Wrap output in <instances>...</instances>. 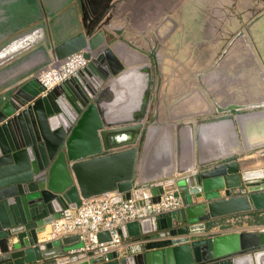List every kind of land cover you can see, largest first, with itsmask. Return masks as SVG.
<instances>
[{
	"label": "water",
	"instance_id": "water-1",
	"mask_svg": "<svg viewBox=\"0 0 264 264\" xmlns=\"http://www.w3.org/2000/svg\"><path fill=\"white\" fill-rule=\"evenodd\" d=\"M123 1L44 0L41 22L0 46V77L42 43L26 57L44 56L38 73L90 48L87 66L50 91L33 71L0 85V264H264V222L231 229L232 217L264 211V66H251L254 100L224 106L201 83L210 102L189 115L204 91L175 87L182 76L167 42L176 32L159 31L177 22L168 14L154 33L138 32L121 17ZM62 8L73 10L76 30L57 41ZM239 39L248 41L246 31ZM167 192L184 206L153 214ZM105 193L143 207L119 228L122 250L85 251L77 234L44 238Z\"/></svg>",
	"mask_w": 264,
	"mask_h": 264
},
{
	"label": "crops",
	"instance_id": "crops-1",
	"mask_svg": "<svg viewBox=\"0 0 264 264\" xmlns=\"http://www.w3.org/2000/svg\"><path fill=\"white\" fill-rule=\"evenodd\" d=\"M35 3V10L34 14L32 17H30V10L28 9V13H26V16H24L23 19H26L23 23L20 21L19 24H16L15 27L12 29V32L7 35H2L0 36V46L4 44L6 41L9 39L13 38L14 36L25 32L26 30L30 29L31 27L39 24L41 21H38L37 18L39 16V12L41 9L46 13V7L44 0H32ZM63 1V0H62ZM92 2H95V4L98 2V0H91ZM131 0H124L122 3L119 4L120 6L125 7V13H127L128 18L130 19V14L127 11V7L129 6ZM118 5V7H119ZM120 8V7H119ZM122 8V7H121ZM66 8H62L61 10L57 11V13L54 15V28L53 31L56 37L55 39L57 41H62L65 38L69 37L74 33L76 30V24H75V15L73 10L70 12L66 13L65 10ZM119 15V14H118ZM234 16V14H231ZM122 17V15H121ZM123 16V20H125ZM159 20L157 23H161L162 20ZM127 20V19H126ZM33 23V24H32ZM157 23L155 24L156 26L160 25ZM15 24V21H14ZM18 25V26H17ZM155 26V27H156ZM186 24H182V26H179L181 28L178 30V40H177V45H178V50L179 54L180 52L183 54L180 56V59L182 62V78L178 79L180 82L175 83V87H180L183 86L185 93H191V91L196 87L200 88L203 90L202 86L200 85L203 83V85H206V88L213 94V96L216 98V100L219 103H222L224 106L230 105L232 103H240V102H249L251 100H254L250 94H252V91L248 90L247 87L250 86V81L253 80L254 73L252 71L253 63L255 62V59L250 56H232L231 55H225L222 56L218 59H216L215 56H207L206 58L205 55L204 57L201 56L202 53L199 54L198 57L192 56V51L190 52L191 49V43L193 42L190 38V33H188V29ZM222 27V25L220 26ZM225 27L223 28V30ZM252 29V27L250 28ZM175 28L170 24H165L163 27L160 28V33L163 36H166L169 32L175 33ZM222 30V31H223ZM223 33V32H222ZM57 35V36H56ZM174 34H172V37ZM53 36V35H52ZM220 36L215 37V41H219ZM170 44L172 47H174V44L171 43L170 40L167 42ZM44 45L43 43L40 45L35 46L34 48L21 53L19 56H17L14 60H12L9 63H16L15 67L6 73L5 75L0 77V85H2V82L9 80L12 77H15L17 75H22V74H27L29 72H34L33 75L38 76V71L40 65L43 63L44 56L43 55H37L34 58H29L26 59L27 55L37 49V47H40ZM15 45L10 47V52H13L16 50ZM20 62H17L19 61ZM260 60V59H259ZM262 60V61H261ZM259 62L264 66V57L261 59ZM177 61V60H176ZM257 62V61H256ZM175 63H172V68L175 69L174 66ZM209 69H214V71H211ZM170 72V71H169ZM167 72L166 74L169 75L170 77L173 76V72L169 73ZM198 73V74H195ZM197 75H201V78H197ZM174 80V79H173ZM172 80V81H173ZM253 82V81H252ZM174 84V82L172 83ZM204 91V90H203ZM202 91V92H203ZM205 92V91H204ZM203 92V93H204ZM202 93V94H203ZM198 95H201L198 94ZM203 95H207L206 92ZM240 95H245V96H240ZM264 96V94H262ZM199 97V96H198ZM197 97V98H198ZM227 98V99H226ZM196 99V97H195ZM190 102L188 107H185V113L187 114H192L196 111H200L202 107H206L204 104H200L196 107V102L195 100ZM208 145V144H207ZM163 150V148H162ZM156 151H160V147H156ZM251 155V154H248ZM157 157L152 156L148 160V166L149 168L155 167V163H157ZM248 214H241V215H236L237 217L239 216H247ZM259 215H264V211L260 212ZM235 216V217H236ZM234 218V217H232ZM228 220V219H225ZM220 222H225L224 219ZM221 229V228H218ZM226 229H221V231H225Z\"/></svg>",
	"mask_w": 264,
	"mask_h": 264
},
{
	"label": "built area",
	"instance_id": "built-area-1",
	"mask_svg": "<svg viewBox=\"0 0 264 264\" xmlns=\"http://www.w3.org/2000/svg\"><path fill=\"white\" fill-rule=\"evenodd\" d=\"M89 47L75 52L63 60H57L42 69L38 78L46 91H50L66 80L76 76L88 64L86 52ZM184 206L183 199L173 192L164 193L160 200L151 204L153 214L173 211ZM143 207L133 198L113 202V194L83 200L73 219L60 218L50 224L45 231L44 238L58 239L67 235L77 234L84 242L83 250L99 251L107 254L122 250L124 237L119 228L128 222L135 221L142 213ZM107 231L109 240H100L99 234Z\"/></svg>",
	"mask_w": 264,
	"mask_h": 264
},
{
	"label": "rangeland",
	"instance_id": "rangeland-1",
	"mask_svg": "<svg viewBox=\"0 0 264 264\" xmlns=\"http://www.w3.org/2000/svg\"><path fill=\"white\" fill-rule=\"evenodd\" d=\"M224 2L226 3H230L231 0H224ZM254 5V7L256 8V4L253 1L252 2ZM216 5V0H131L129 6L127 7V11L130 14V19L128 18L127 13H125V7L122 6L119 8L122 18L124 16V18H126L128 21V23H132L135 30L138 32L141 31H146L147 33H154V31L156 30V26L155 24L161 20L162 18H165L166 15L170 14L174 17L175 21L177 22V27L175 28V36L173 37L174 40V47H173V56H174V60L178 61V63H176L174 66H180L179 68V72L181 73L180 77L182 76V62H180L182 59L180 58V56L183 54V52L179 54V50H178V30L181 28H179V22L180 24H188V22H190V20L192 21V31L190 32L191 35V40L193 41L191 43V49L190 52L195 54H200V52L203 51L204 55H217L218 49H216L215 51H213V46H215L216 44H214L213 42H215V40L210 41V37L208 36V38L206 40L203 41V44H199L198 42H195V40L199 41L201 40L200 38V34L197 30L196 27H194V25H196V21H197V16L193 15V12L196 13V11L200 8H203L206 10V13L210 14L211 9H213ZM241 9V8H238ZM204 10V11H205ZM46 21H47V29H49V17H46ZM157 21V22H156ZM163 21V20H162ZM160 22V21H159ZM33 24V23H32ZM160 23H157V25ZM232 25H235L233 23H231V25H227L225 26V29L223 30V33L218 34V36H220V40L219 42L223 39L222 37H229L231 35V33H233V31H235L236 26L233 27ZM156 26V27H155ZM179 28V29H178ZM178 29V30H177ZM251 33L255 35V40H263L264 41V26L262 25L260 28L255 27L254 29H250ZM247 32V31H246ZM223 34V35H222ZM262 35V36H260ZM195 39V40H193ZM215 39V38H214ZM242 42V39H239ZM200 45H202L200 47ZM211 47V48H210ZM242 48V47H239ZM238 50H242L239 49ZM262 49H264V46L261 47ZM194 56L196 57L197 55ZM233 54H239V53H233ZM181 59V60H180ZM262 219V221L264 220V215H259ZM256 217L255 215H247V216H239V217H234L232 218L233 221L235 222L232 225L231 229H242L246 226L249 225H254L257 224L256 221ZM230 229V228H229Z\"/></svg>",
	"mask_w": 264,
	"mask_h": 264
},
{
	"label": "flooded vegetation",
	"instance_id": "flooded-vegetation-1",
	"mask_svg": "<svg viewBox=\"0 0 264 264\" xmlns=\"http://www.w3.org/2000/svg\"><path fill=\"white\" fill-rule=\"evenodd\" d=\"M253 1L255 4L257 3L256 8L253 6ZM204 10L205 9L200 8L196 11V13L193 12V15L197 16L196 25H194V27L197 28L201 38L199 41L193 39L195 42L204 45L203 41L206 40L208 36L210 37V41H213L215 40L214 38L218 36V34L223 32L222 30L225 26L229 24L231 25V23H233L235 25L232 26H236V29L229 37H222L223 39L220 42H213L216 44L213 46V51L218 49V51H216V59L222 57L225 54V51L228 53L230 52L232 56H250L256 61L263 59L264 49L261 47L264 46V41L253 39L255 38V35L251 33L249 34L246 27H252V29H254L255 27L260 28L262 25L264 26V0H231L230 3H226L224 0H216V5L213 9H211L210 14L206 13V10ZM231 14H234V16ZM221 25L222 27H220ZM179 26H182L180 22ZM186 26V29H188L187 32L190 33L192 31V21L190 20ZM242 30L247 31L246 36L248 41L242 40L241 42L240 40H235L236 35H238ZM201 46L202 45H200V47ZM238 48L242 50L239 51ZM252 50L254 52V56L251 54ZM235 52L239 54H233ZM200 53H202L201 56L204 57L203 51ZM195 55H197L196 57L199 56V54ZM207 56L208 55H205L204 58ZM198 96V99L196 98L197 101H195L196 107L204 103V105H206V100L210 102V99L207 97V95L205 96L201 94Z\"/></svg>",
	"mask_w": 264,
	"mask_h": 264
},
{
	"label": "trees",
	"instance_id": "trees-1",
	"mask_svg": "<svg viewBox=\"0 0 264 264\" xmlns=\"http://www.w3.org/2000/svg\"><path fill=\"white\" fill-rule=\"evenodd\" d=\"M28 9L32 17L35 10V3L32 0H0V36L10 34L16 24L26 21L23 18L28 13ZM259 214L260 212L249 213L257 216L256 221L264 222Z\"/></svg>",
	"mask_w": 264,
	"mask_h": 264
},
{
	"label": "bare ground",
	"instance_id": "bare-ground-1",
	"mask_svg": "<svg viewBox=\"0 0 264 264\" xmlns=\"http://www.w3.org/2000/svg\"><path fill=\"white\" fill-rule=\"evenodd\" d=\"M34 37H36V36H34ZM15 47H17V46H15Z\"/></svg>",
	"mask_w": 264,
	"mask_h": 264
}]
</instances>
